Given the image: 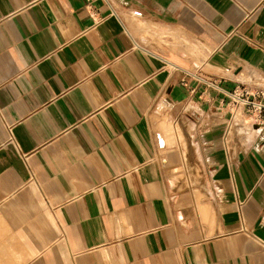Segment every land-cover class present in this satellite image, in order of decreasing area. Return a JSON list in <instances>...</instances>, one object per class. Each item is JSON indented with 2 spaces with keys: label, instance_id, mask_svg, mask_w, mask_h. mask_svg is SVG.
Wrapping results in <instances>:
<instances>
[{
  "label": "crops",
  "instance_id": "0c3cea01",
  "mask_svg": "<svg viewBox=\"0 0 264 264\" xmlns=\"http://www.w3.org/2000/svg\"><path fill=\"white\" fill-rule=\"evenodd\" d=\"M241 84L264 0H0V264H264Z\"/></svg>",
  "mask_w": 264,
  "mask_h": 264
},
{
  "label": "built area",
  "instance_id": "2783aa9c",
  "mask_svg": "<svg viewBox=\"0 0 264 264\" xmlns=\"http://www.w3.org/2000/svg\"><path fill=\"white\" fill-rule=\"evenodd\" d=\"M226 97L223 103L230 106L232 114L237 115L241 110L253 128L264 125V86L241 84L228 92Z\"/></svg>",
  "mask_w": 264,
  "mask_h": 264
},
{
  "label": "bare ground",
  "instance_id": "6f19581e",
  "mask_svg": "<svg viewBox=\"0 0 264 264\" xmlns=\"http://www.w3.org/2000/svg\"><path fill=\"white\" fill-rule=\"evenodd\" d=\"M239 112H241V110H239L238 112H237V115H236V120H235V122L232 124V125H230L229 126V134L224 138V142H226L227 144H229L230 142H231V131H232V129H233V127L235 126H238L239 125V123H241V122H245V120H242V118H240V116H239ZM244 115V114H243ZM238 119V120H237ZM247 119V118H246ZM249 126V125H248ZM251 126V125H250ZM252 127V126H251Z\"/></svg>",
  "mask_w": 264,
  "mask_h": 264
},
{
  "label": "rangeland",
  "instance_id": "374dc122",
  "mask_svg": "<svg viewBox=\"0 0 264 264\" xmlns=\"http://www.w3.org/2000/svg\"><path fill=\"white\" fill-rule=\"evenodd\" d=\"M244 113L241 111V112H239V116H240V118H242V120H245V122L247 123V126L249 125L248 124V122L246 121L247 119H246V117H245V115H243ZM237 118V117H236ZM236 120V119H235ZM235 120H234V122H235ZM238 120V119H237ZM248 128L250 129V126H248ZM235 130L237 131V129L235 128V126L233 127V132L231 131V137L232 136H234L235 135ZM233 134V135H232Z\"/></svg>",
  "mask_w": 264,
  "mask_h": 264
}]
</instances>
